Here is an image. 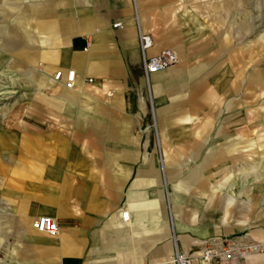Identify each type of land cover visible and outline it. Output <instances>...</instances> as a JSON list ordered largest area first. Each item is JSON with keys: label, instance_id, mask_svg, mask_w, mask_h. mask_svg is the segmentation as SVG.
Listing matches in <instances>:
<instances>
[{"label": "crops", "instance_id": "obj_1", "mask_svg": "<svg viewBox=\"0 0 264 264\" xmlns=\"http://www.w3.org/2000/svg\"><path fill=\"white\" fill-rule=\"evenodd\" d=\"M148 9L141 0H74L62 20L37 24L57 38H44L47 82L33 86L15 128L18 153L4 193L18 222L46 215L59 232L43 234L49 238L13 264H173L149 254L164 244L168 172L203 137L211 99L233 85L212 63L199 14L172 10L154 27ZM140 31L153 38L148 56L170 50L179 63L148 80ZM71 70L74 89L65 78L55 82Z\"/></svg>", "mask_w": 264, "mask_h": 264}, {"label": "rangeland", "instance_id": "obj_2", "mask_svg": "<svg viewBox=\"0 0 264 264\" xmlns=\"http://www.w3.org/2000/svg\"><path fill=\"white\" fill-rule=\"evenodd\" d=\"M141 2L148 5L146 14L154 27L172 10L199 14L210 34L205 39L212 44V63L230 72L233 85L231 91L211 99L213 108L204 112L209 116L202 124L203 137L197 145L196 139L190 140L185 163L168 172L171 205L165 195L164 244L162 251L149 254L157 253L173 264L178 252L189 255L193 264H264V254L254 252L255 246L264 248V0ZM73 3L0 0V247L4 244L0 258L4 264L26 257L33 243L49 238L32 224L13 218L4 192L13 155L18 153L15 128L33 86L47 82L39 57L44 38H57L37 24L45 29L44 22L57 23Z\"/></svg>", "mask_w": 264, "mask_h": 264}, {"label": "built area", "instance_id": "obj_3", "mask_svg": "<svg viewBox=\"0 0 264 264\" xmlns=\"http://www.w3.org/2000/svg\"><path fill=\"white\" fill-rule=\"evenodd\" d=\"M120 26L116 24L115 27ZM139 43L140 49L142 52V66L145 70V76L149 80L152 75L166 71L167 69L177 65L179 63V57L174 51H163L155 56H148V51L153 47V38L140 31L139 33ZM65 78V86L68 89H74L77 83V75L74 70L68 71L65 75L63 71H59L54 75V80L56 83H62V80ZM89 82H93L89 80ZM123 220L128 222L130 219V211L125 208L123 211ZM35 231L48 235L56 236L59 232V227L57 221L50 216H40L32 224ZM254 250L259 253L264 254V248L260 246H255ZM209 252L207 251L204 256H208ZM192 258L187 254H176L174 258V263L176 264H193Z\"/></svg>", "mask_w": 264, "mask_h": 264}, {"label": "bare ground", "instance_id": "obj_4", "mask_svg": "<svg viewBox=\"0 0 264 264\" xmlns=\"http://www.w3.org/2000/svg\"><path fill=\"white\" fill-rule=\"evenodd\" d=\"M256 253V251H254ZM178 254H181V252H178Z\"/></svg>", "mask_w": 264, "mask_h": 264}]
</instances>
